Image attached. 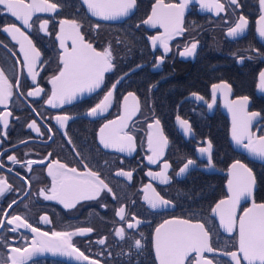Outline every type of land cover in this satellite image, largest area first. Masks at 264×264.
<instances>
[{
  "label": "flooded vegetation",
  "instance_id": "obj_1",
  "mask_svg": "<svg viewBox=\"0 0 264 264\" xmlns=\"http://www.w3.org/2000/svg\"><path fill=\"white\" fill-rule=\"evenodd\" d=\"M50 2L61 7L55 13H35L30 21L33 23L31 29L23 28L10 14H0V26L15 23L40 51L42 63L36 66L39 72L37 83L44 89L39 97L27 96V92L36 85L23 63L20 44L12 39L11 34L0 31V70L13 84V95L7 109L0 106V113H12L7 117V127L0 120V163L4 166L0 168V176L5 177L11 186L10 191L0 195V219L5 220V227L0 228V264H11L7 258L12 254V247L31 250L32 238L36 235L27 228L9 231L14 225H7L6 220L12 215L26 219L33 227L49 235L53 231L93 229L90 233L71 238L72 245L89 260H77L75 253L69 256L62 251H44L34 254L27 264H90L93 260L98 264H159L155 259L154 232L159 224L169 219L206 222L214 248L235 250L232 245L237 233L230 235L222 231L211 215V208L218 200L227 197V171L237 160L251 169L255 181L253 200L264 202L260 193L264 163L253 159L254 156L232 140V113L225 107V94L228 100L247 96V111L260 113L253 120L251 131L255 135H264V91L258 87L259 73L264 71V38L259 36L260 25L257 23L263 15L259 0H238L239 7L230 5L228 0H220L225 11L219 15L214 10L202 12L197 3L189 2L184 12L183 27L186 31L169 41L170 51L166 54L159 44L153 49L148 40L149 36L160 34L163 29L141 23L151 14L156 0H137L133 14L112 21L91 16L86 6H80L79 0ZM163 2L177 3L178 0ZM240 15L248 20L244 33L228 37V28L234 26ZM61 19L77 20L85 39L98 50L111 44L114 68L105 73L100 89L81 93L71 103L53 108L46 101L51 95L49 80L58 74L61 67L59 56L62 49L56 38ZM43 20H48L47 33L39 27ZM97 23L100 24L98 29L94 27ZM192 42H197L195 53L180 56L179 53L185 46L190 47ZM161 57L163 59H159ZM240 57H244L243 62ZM222 83H227L231 91L217 89L216 102L209 109L207 103H211L212 86ZM113 84H116L115 89H112ZM108 90L113 91V102L108 111L89 116V110ZM129 92L135 94L139 103V111L125 129L134 136L135 148L130 153L104 148L100 143V128L119 117L124 110V97ZM193 93L204 97V100H197ZM128 102L130 105L133 103L131 97ZM56 115H69L72 119L61 128L54 119ZM177 116L189 121L192 133L184 134ZM156 119H159L160 129L169 143L157 164H150L147 160V156L152 154L148 148V133H155L156 129H149L148 124ZM33 121L39 132L28 127ZM209 141L212 144V166L207 164V154L198 152ZM8 156H15L19 163L14 164ZM187 159L196 161L195 165L178 175L179 168ZM29 160L43 163H35L29 170ZM56 160L69 168H76L78 172H97L112 193L103 190L99 197L80 200L70 209L58 200H44L38 193L41 188L50 187L47 165ZM164 161L170 164L166 173L169 177L167 184L147 175L149 171H162ZM120 170L131 171V179L118 176L116 173ZM147 184H151L172 205L151 209L143 199V189ZM215 185H221L223 189L218 199L211 204L198 199V194H203L199 190L203 188L207 199L212 198ZM12 201L16 203L12 204ZM249 205V200L242 202L237 215ZM121 206L126 209L128 221L132 215L142 221L137 228L128 229L126 221L115 215ZM4 213L8 216L5 217ZM45 215L50 223L40 219ZM120 227L126 231L123 240L115 235ZM101 239L105 240L104 244L98 243ZM134 239L141 240L140 249L134 246ZM205 255L211 257L212 254ZM217 261L227 264L228 258L217 255L214 264Z\"/></svg>",
  "mask_w": 264,
  "mask_h": 264
},
{
  "label": "snow or ice",
  "instance_id": "obj_2",
  "mask_svg": "<svg viewBox=\"0 0 264 264\" xmlns=\"http://www.w3.org/2000/svg\"><path fill=\"white\" fill-rule=\"evenodd\" d=\"M189 2L190 0H178L177 3L165 4L163 0H156L151 14L141 22L143 25L152 28L158 26L163 29L162 33L148 37L153 49L159 44L166 54L170 51L169 41L183 35L186 31L183 27L184 12ZM228 3L239 7L238 0H228ZM79 4L81 7L86 6L87 12L91 16L100 20L111 21L133 14L137 6V0H79ZM259 6L261 11L264 12V0H259ZM59 7H61L60 4L50 2V0H0V14H10L25 29L33 27V23H30V21H32L35 13H55ZM200 7L209 11L214 10L217 15L225 11V5L220 0H212V2L200 0ZM225 22L227 23V21ZM257 23L260 25L259 36L264 38V15L259 17ZM247 24L248 20L240 15L234 26L228 28L227 36L237 37L243 34ZM47 25L48 20H43L39 27L47 33ZM59 25L56 38L62 49L59 56L61 67H59L58 74L52 76L49 80L52 88L51 95L48 96L46 101L53 108L71 103L81 93H92L100 89L104 82L105 73L114 68L111 44L98 50L93 46V43L85 39V35L81 32V24L75 19H61ZM139 26L137 25V27ZM94 27L98 29L100 24L97 23ZM0 31L11 34L12 39L20 44L23 63L36 85L27 92V96L39 97L44 93V89L37 83L39 72L36 71V66L38 63H42L40 51L33 45L32 40L25 34V31H22L21 27H17L15 23L0 26ZM120 42L117 41V43ZM196 48L197 42H192L190 47L185 46L179 55L182 57L192 56ZM159 59H163V57ZM243 59L244 57H240L241 62H243ZM17 63H20V61L18 60ZM18 83L17 81V85ZM117 83H119V80ZM115 87L116 84H113L112 89H115ZM258 87L261 91H264V71L259 73ZM12 88L13 84L9 82L3 70H0V106H4L5 109H7L9 99L13 95ZM217 89L231 91L227 83L214 84L212 86L211 103H207L209 109L216 102ZM193 96L197 100H204V97L195 93H193ZM129 97L133 101L131 105L128 102ZM112 102L113 91L108 90L103 98L89 110L88 115L96 116L107 112ZM248 102L249 98L247 96L228 100L225 94V107L232 113L231 137L237 145L246 149L250 155L264 159V135H255L251 131L253 120L260 113L248 112ZM123 109L116 120H109L100 128V143L104 148H117L120 152L127 151L130 153L135 148V139L125 129L128 128V122L139 111V103L134 93L129 92L124 97ZM11 115V112L0 113V120L3 121L4 127H7V117ZM54 119L63 128L72 117L69 115H56ZM177 120L185 135L192 133L189 121L181 119L179 116H177ZM28 127L37 132L40 131L34 121ZM154 127L156 132L150 131L148 133V148L152 154L147 156V160L150 164H157L159 158L164 154V148L169 143L160 129L159 119L148 124L149 129ZM211 149L212 144L210 141L207 142L206 147L198 149L201 155L207 154L208 166H212L213 163ZM8 160L14 164L19 163L15 156H8ZM35 163H43V161H27L29 170ZM195 163L196 161L193 159H187L183 166L179 168L177 174L186 173L190 166L195 165ZM3 167V164L0 163V168ZM47 168V174L51 177V185L50 187L41 188L38 193L46 201L58 200L65 208L70 209L75 207L80 200H91L99 197L103 190L112 193V189L97 172L91 170L83 173L78 172L76 168H69L58 160L50 162ZM85 168H87L86 165ZM169 168L170 164L164 161L162 171H149L147 175L167 184L169 177L166 173ZM116 174L125 176L128 179L132 177L131 171L120 170ZM254 183L251 169L239 160L235 161L229 168L227 198L219 200L211 208V213L219 218V228L230 235L237 233V236L234 237L235 243L232 245L235 250L219 251L214 248L211 243V230L206 227V222H193L191 219H169L164 220L155 228V259L159 264H214L217 255L227 257V264H264V203L258 204L252 200L251 206L243 208L241 210L242 214L237 215L241 201L253 196ZM10 190L11 186L7 183L6 178L0 176V195ZM143 193V199L151 209L167 208L172 205V202L157 192L151 184L144 186ZM113 198H115L114 194ZM15 203L16 201H12V204ZM12 204L9 205V208L12 207ZM115 215L121 221H126L128 229H135L142 223L135 215H132L131 221H128L126 209L123 206L116 209ZM4 216L7 217L8 214L4 213ZM40 219L44 223H50L46 215L41 216ZM6 223L7 225H14V227L8 229L11 232H16L19 228H27L36 234L32 238L31 250L28 247L23 249L12 247L10 249L12 254L7 259L10 260L11 264H27V261L34 254L44 251H62L69 256L75 253L77 260H89L88 256L72 245L71 238L77 234L90 233L93 231L92 228H80L76 232L53 231L49 235L48 232H42L39 228L33 227L26 219L18 215L7 218ZM4 227L5 220L0 219V228ZM115 235L123 240L126 235L125 228L116 229ZM98 243L104 244L105 240L101 239ZM134 246L140 249L142 247L141 240L134 239ZM206 253L212 254L211 257L205 255ZM90 264H98V262L93 260ZM216 264H220V262L217 261Z\"/></svg>",
  "mask_w": 264,
  "mask_h": 264
},
{
  "label": "trees",
  "instance_id": "obj_3",
  "mask_svg": "<svg viewBox=\"0 0 264 264\" xmlns=\"http://www.w3.org/2000/svg\"><path fill=\"white\" fill-rule=\"evenodd\" d=\"M260 185H261L260 186L261 187V189H260L261 198H264V180H262V182L260 183ZM215 186L216 187L214 188V193L212 194V198L210 197V198L207 199V197H206L207 194L205 195L206 189L203 188V189L199 190V192L201 191L203 194H198V196H197L198 199L199 200H207L208 201V204L213 203L223 193V189L221 188V185L220 186L215 185Z\"/></svg>",
  "mask_w": 264,
  "mask_h": 264
},
{
  "label": "water",
  "instance_id": "obj_4",
  "mask_svg": "<svg viewBox=\"0 0 264 264\" xmlns=\"http://www.w3.org/2000/svg\"><path fill=\"white\" fill-rule=\"evenodd\" d=\"M190 2H195V3H197L198 4V7H199V9H200V11H202V12H209V10H207V9H202L201 7H200V0H190ZM208 2H212V0H208ZM187 8H188V6H187ZM187 8L185 9V11L187 10ZM90 14V13H89ZM91 15V14H90ZM263 15H264V12H263ZM96 18V17H95ZM124 18V17H123ZM98 19V18H97ZM112 21V20H111ZM253 159H255V160H258V161H260V162H262V163H264V159H261V158H258V157H254ZM233 164V163H232ZM231 164V165H232ZM230 165V166H231ZM230 168V167H229ZM227 173L229 174V170L227 171ZM253 176V175H252ZM254 188H255V185H253V191H254ZM226 189H227V185H226ZM227 194H228V190H227ZM225 198H227V197H225ZM225 198H223V199H225ZM247 200H249L250 201V205L248 206V207H250L251 206V203H252V200H253V196L251 197V198H248ZM247 200H242L241 201V203L242 202H244V201H247ZM219 202V200L216 202V203H218ZM215 203V204H216ZM261 203H264V202H261ZM215 204H214V206H215ZM259 204V203H258ZM213 206V207H214ZM211 215H213L212 213H211ZM214 216V215H213ZM215 217V219H216V221L218 222V224H219V218L218 217H216V216H214ZM221 230L223 231V229L221 228ZM154 236H155V232H154ZM155 250V249H154Z\"/></svg>",
  "mask_w": 264,
  "mask_h": 264
}]
</instances>
